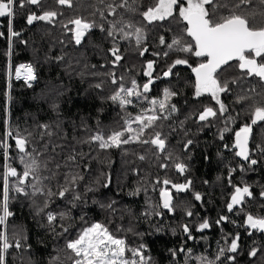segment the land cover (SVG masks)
<instances>
[{
  "label": "trees",
  "instance_id": "trees-1",
  "mask_svg": "<svg viewBox=\"0 0 264 264\" xmlns=\"http://www.w3.org/2000/svg\"><path fill=\"white\" fill-rule=\"evenodd\" d=\"M129 2L132 3V0ZM181 2L184 3L185 0ZM151 3L152 0H139L138 5H133L138 8L135 13L120 10L124 13L125 20L144 28L147 40L143 47H147L148 51L143 56L134 40L118 38L117 44L122 59L115 67L112 64L114 57L109 51L113 41L106 31L94 28L80 45H76L71 33L63 27L69 19L81 16L104 23L107 30L109 25L101 21L98 14L92 15L97 7H104L99 0H73L72 8L60 6L55 0H42L43 8L31 5H26L23 9L17 7L13 30L20 35L11 39L8 33V18H0V31L5 33L0 37V142L7 141L11 145L7 160L4 157V149L0 148V199L3 196L5 166L10 164L18 171L23 170L15 141L7 136L9 130L13 131L14 135L17 131L25 136L31 133L28 139L36 149L34 155L41 162L42 175L58 173L56 179L45 181L53 191L56 190L57 181L62 182L63 175L69 171L73 174L79 173L83 177L78 181L76 188V192L81 195L80 200L70 202L71 194L66 195L64 199L53 197L43 211L39 209L44 197L10 192L9 208L13 215L8 218L6 227L0 226V232L6 231L9 242L13 245L19 240L21 247L13 246L8 250L5 254L6 264H73L74 257L67 249L66 243L93 223L106 225L111 232L125 238L131 246L145 245L146 255L152 258V264H200L197 257L215 260L219 248L226 247V232L231 228L229 224L211 232L207 229L206 232L197 233L199 223L203 222L204 216L210 212L205 203L207 196L224 201L228 194L225 192L226 187L215 183L218 175L224 171L221 164H224V160L218 158L221 145L217 143L215 155V144L205 138L196 123L193 111L189 114V108L185 107L186 110L180 115L184 117L182 127L179 123L166 129L165 119L157 122L159 127L156 130L164 136L165 132L170 135V138H167V151L172 152L173 157H181L188 165V171L184 174L176 172L171 166L172 161L166 160L164 155H154L156 150L151 145L129 143L121 145L120 148L105 150L100 149L97 143L90 142V137L97 132L107 136L113 131L121 130L126 119L152 107L151 99H162L165 89L176 92L175 96L179 95L177 101L180 102L181 94L184 95V102L192 110L203 100V97L196 98L187 88L190 70L182 72L176 66L170 80L163 76V72L177 58L187 59L192 62L193 67L198 59L191 53L170 51L166 45L159 43L161 36L168 44L174 37H182L186 43L192 41L183 31L186 25L178 15L153 24L144 21L139 12ZM45 10H56L62 15L52 24L44 21L27 24V13L34 11L41 14ZM242 11L249 17L251 25L264 26V5H261L259 0H252V4ZM113 19L108 16L109 21ZM165 52L168 53L167 56L163 55ZM60 57L63 58L59 59ZM148 61L155 63L152 73L154 82L150 85V91L144 94L147 99L133 98V104L122 109L118 103L109 99L118 84L111 83L108 74L115 72L118 78L123 76L122 83L125 87H130L132 80L142 86L149 79L144 75ZM21 64H31L37 78L31 83V87L11 79L9 89V66L14 71ZM250 83L257 86L260 84L253 78H250ZM97 84H101V87L97 88ZM254 89L258 92V87ZM41 125H47L52 135L44 133L42 136L44 130ZM152 131L149 129L146 136H150ZM196 136L205 151L211 149L210 153L202 149L197 151ZM188 139H191L193 144L188 151H184V142ZM29 150L31 151V147ZM70 155L76 157L78 167L68 161ZM140 155H144L145 159L140 160ZM44 163H47V169L43 168ZM161 163H169L170 166L165 169L160 167ZM57 164L60 165L59 169L56 168ZM192 171L195 179L202 183L205 195L199 193L198 187L194 186ZM223 176L226 178L224 173ZM165 178L174 183L191 180L187 191L177 193L172 190L174 215L155 207L160 203L159 189L162 187L155 181ZM28 190L31 191L30 188ZM196 193L201 195V201L195 199ZM33 200L36 201L35 204ZM210 203L214 204L211 201ZM150 205L152 214L145 216L144 213L150 210ZM186 210H191L193 215L188 217ZM155 211H162V215H155ZM48 212L57 214L55 231L47 221ZM60 213H66L67 218L61 220ZM232 215L235 221L242 218L241 210ZM207 217L209 218V214ZM60 224L67 226L68 231L64 232ZM184 224L189 226L195 239H189L184 234ZM129 228L132 231H128ZM228 236L232 237L233 234ZM181 247L190 249L191 255L188 251L179 252ZM173 250H177L175 256ZM216 264L229 263L221 258Z\"/></svg>",
  "mask_w": 264,
  "mask_h": 264
},
{
  "label": "snow or ice",
  "instance_id": "snow-or-ice-1",
  "mask_svg": "<svg viewBox=\"0 0 264 264\" xmlns=\"http://www.w3.org/2000/svg\"><path fill=\"white\" fill-rule=\"evenodd\" d=\"M60 6H66L68 8L73 7V0H55ZM261 5H264V0H259ZM99 3L104 5L103 8L97 7L92 13L93 16L99 15V19L109 25L105 30L104 23H98L95 19H86L81 16H76L69 19L63 24V27L71 33L72 39L76 45H80L84 38L94 29L99 28L100 31H106L107 36L112 38L113 46L109 49L112 57L113 67L118 65V62L122 59L119 54L120 49L117 44L118 38L125 40H134L136 46L140 50V54L144 55L148 51L147 47H143L147 40V35L143 27H138L129 20H125L124 13L120 12L121 9L124 12L135 13L138 11L137 7L139 0H99ZM252 4V0H185L184 3L181 0H152L150 5H145L144 10L139 12L144 21L149 24L161 22L166 19H170L173 16L179 17V19L185 23L186 27L183 31L188 37L191 38L192 43H186L182 37H174L170 44H168L163 36L159 38L161 45L171 51L175 50L183 53H191L197 58H200V62L197 66L192 67L188 63L187 59L177 58L172 64L163 72L164 77L173 75V69L178 65H187L191 68L195 76L194 84V96L200 98L201 96L208 95L215 102L218 107L205 106L202 110L195 114V119L198 123H202V126H207V122L216 119L217 116H225L228 113V107L225 105L221 97L231 91L230 84H237L239 79L243 77H230L227 75L229 70L233 67L238 68L244 77H257L261 82H264V26H254L249 22V17L245 15L242 9L247 8ZM26 5L35 6L37 8H43L42 0H0V18H8V33L9 38H15L20 35L19 32L13 30V21L16 16V8H25ZM59 15L62 13L56 10H45L41 14H37L32 11L27 13L26 22L28 25H32L37 21H44L52 24L56 21ZM108 16L114 19L109 21ZM5 35L0 31V37ZM11 53L9 52V55ZM153 55H160L159 53H153ZM163 55L167 56L165 52ZM60 57L59 59H62ZM235 61L236 64L232 62ZM154 61H148L146 64V70L144 75L147 76L148 82L142 86L137 81L132 80L130 87H125L122 83L123 76L119 78L115 72H110L108 75L111 77V83L118 84L117 89L109 97L114 103H118L122 109L127 108L133 104V98L139 100L145 93L150 91V85L154 82L152 73L154 71ZM20 80L23 79L28 87H31V81L36 80L35 69L31 64H21L13 72L11 66H9L8 79L9 89H11V79ZM119 81V83H118ZM97 88L101 87V84L96 85ZM249 92L255 91L254 88L248 89ZM177 95L176 92L169 89H165L162 99H151V108L144 109L135 116H131L130 119L125 120V125L121 130L113 131L107 136L102 132H97L90 137V142L97 143L100 149L120 148L121 145L129 143H139L143 145H151L156 151L154 155H164L165 159L172 161L171 166L175 171L184 174L188 171V165L183 162L181 157H173V153L167 151L168 140L164 134L156 130L159 125L158 121L162 119H168L173 113L178 111L176 105L171 104L172 97ZM9 101L11 95H8ZM250 99L248 95L238 96L237 101L242 102ZM250 123H245L238 131L235 132V142L233 147L236 149L235 155L242 160L247 161L250 165H256L257 159L251 158V149L249 143L252 137L253 126L258 123L264 122V104L253 105L249 112ZM235 118L229 114L224 119L225 127L220 133V139H224V133L230 131L228 127L229 121ZM181 127L183 121L180 122ZM136 127H133V125ZM44 133L52 135L48 131L47 125L40 126ZM149 129H152L150 136H146ZM31 133H28L30 136ZM8 137H12L15 141V147L20 154L19 160L23 165V170L18 171L15 167L7 164L6 171L3 173V196L0 199V226H5L7 220L13 213L10 211V192L14 191L24 196H41L44 197L43 204L40 207V211L47 208L49 202L53 197H59L64 199L66 195L71 194V201H78L81 199V195L76 192L78 181L83 179L79 174H73L71 171L65 173L62 177V182L57 181L55 185V191L45 181H52L56 179L57 172H52L51 175H42V165L40 160L34 153L36 149L31 146V142L28 136L22 135L19 131L13 134V131L7 132ZM193 144L191 139L184 142V151H188V148ZM11 147L7 141L0 142V148L4 149V157L7 160L9 158V148ZM31 147V151L29 150ZM225 147H228L225 145ZM258 150L264 153V146H258ZM140 160H144L145 156L140 155ZM68 161L71 164H77L76 157L70 155ZM66 166H68L66 164ZM169 163H161L160 167L167 169ZM78 167V164H77ZM43 168L47 169V163L43 164ZM56 168L59 169L60 165L57 164ZM243 170V169H241ZM235 171V169H231ZM229 182L231 178L229 177ZM156 184H161L159 189L160 203L155 207L161 210H167L171 214H175V206L173 204V195L170 189H174L177 193L185 192L191 185V180H187L184 183H174L170 179H157ZM31 189L29 191L28 189ZM234 191L230 197V202L227 204V209L232 212L234 207L242 206L245 202V198L252 197V191L248 185L235 186ZM139 189H137V192ZM264 197V192L261 193ZM195 199L201 201L202 197L199 193L195 194ZM35 204L36 201L33 200ZM104 207V205H102ZM111 207V205H107ZM152 206L150 210L144 213L145 216L152 214ZM157 216L162 215V211H155ZM47 221L52 230L55 231V224L57 222V214L54 212H48ZM186 215L191 217L193 215L191 210H186ZM59 218L61 220L67 218L66 213H60ZM226 216H221L216 223L219 225L222 221H227ZM247 226L250 229H254L260 232H264V217H254L247 215ZM64 232L68 231V227L64 224L59 225ZM183 232L189 239H195L191 234V229L187 224L183 226ZM211 225L205 219L198 225L197 230L203 231L209 229ZM128 231H132L131 228ZM239 235L237 234L229 242L226 241L227 247H221L218 250L215 260H209L206 257H197L200 264H216L221 258H225L228 261L234 262L235 255H227L229 253L235 254L239 249ZM0 264H6V253L13 246L20 248L21 244L19 240L15 242V245L9 242L7 232H0ZM66 247L73 254V264H152V258L146 255V246L141 244L138 247L131 246L127 243L125 238H121L111 232L109 228L101 223H93L88 227L83 228L78 236L74 239H70L66 243ZM177 250H173L175 256ZM179 252L188 251L191 255V250H186L181 247ZM256 249L250 252V256H257ZM58 259V257H57Z\"/></svg>",
  "mask_w": 264,
  "mask_h": 264
},
{
  "label": "flooded vegetation",
  "instance_id": "flooded-vegetation-1",
  "mask_svg": "<svg viewBox=\"0 0 264 264\" xmlns=\"http://www.w3.org/2000/svg\"><path fill=\"white\" fill-rule=\"evenodd\" d=\"M197 59L198 60L194 62L196 66L200 62V58ZM188 63L192 65V62H188ZM232 63L236 64V62H232ZM177 67H179L180 68L179 70H182V72L184 70H190L191 74L189 75V80H188L189 85L187 88L189 91H192V94L194 95L195 76L191 68L188 67L187 65H178ZM227 75H229L230 77H243L242 79H240V81H238L237 84H230L229 87L231 91L229 93L224 94L221 97L225 105L228 107V113H225L224 117L218 115L216 119L207 122V126H202V123H198L196 121V123L202 129L205 138L214 142L215 155L217 153V148H216L217 143L221 145L218 158L221 161L224 160V164L221 163L222 166L224 167V171L222 172V174L220 173L218 175L219 180L216 179L217 181L215 183L223 188L226 187L225 192L228 194V198L225 199L224 201L216 199L213 196H210L211 198L210 200L212 203L217 205V202L220 201L222 202L223 206L218 212L213 211L212 213H210L209 218L205 217L204 220L206 219L211 225V227L208 229L209 232H211L214 229L216 230L217 228L220 227H225V225L229 224L231 228H229L228 232H226L227 242L229 243L233 237H235L237 234L239 235L240 239H239L238 252L235 254H231V253L227 254V255H235L236 257L235 261L231 262L225 258H222L223 261L226 260V263L229 264H264V232L250 229L247 226V222H246L247 215L249 214L254 217H264V197L261 196V193L264 192V153L258 150V146H264V122L258 123L257 125L253 126L252 137L249 143V148L251 149L250 156L251 158L257 159L258 161L256 165H250L247 161H244L240 157L236 156L235 155L236 149L233 147L235 142V135H234L235 132L238 131L245 123H250L249 112L251 107L256 104H264V82H261L257 77H251L255 81H259L260 83L259 86L254 84L251 85L250 78L244 77V74L238 68L235 67L231 68L229 70V73H227ZM165 78L170 80L172 78V75ZM183 81L185 83L184 79ZM256 87H258V92L248 91V89L256 88ZM243 95H248L250 99L251 98H257V99L256 101L247 99L242 102H238L237 97ZM181 97H180L181 102L177 101L179 95L177 97L176 96L172 97L170 100L171 104L176 105L178 111L176 113H173L168 119L165 120L166 129L171 128V126H174V124L178 125L180 121H182V118L184 122V117H180V115L184 110L188 108L189 110L193 111L195 118V114L198 111L202 110V108L205 106L218 107L217 105H215V102L211 99V97H209L208 95H204L201 96L203 97V100L200 101V105L198 103L196 108L192 110L187 105V103L184 102V95L181 94ZM180 104L181 106L179 107L178 105ZM229 114H231V116L234 117L235 119L229 121L228 127L230 128V131L224 133V139L221 140L220 133L225 127L224 119ZM165 134L167 138H170L168 132H165ZM196 138L198 140L197 151H200V149H202V151H205L204 147L200 146L201 141L198 138V136H196ZM195 144L196 143L194 142V145ZM225 145H227L228 147H225ZM205 152L210 153L211 149ZM231 169H235V171H231ZM223 173L225 174L226 178H224ZM229 177L231 178V182H229ZM233 185L241 186V187H243L244 185H248L252 191V197L245 198V202L243 203L242 206H236L234 207L232 212H229L227 209V204L230 202V197L234 191ZM200 186L202 187V185ZM203 192L204 189L199 190V193L205 195ZM239 210H241L242 212V216H241L242 218L235 221V219H233L232 214H234L235 212L238 213ZM221 216H226L228 219L227 221H222L218 225L216 221ZM206 231L207 229L203 230L202 232H206ZM198 234H201V231ZM228 234H233V236L230 237L228 236ZM253 249L258 250L256 257L250 256V252Z\"/></svg>",
  "mask_w": 264,
  "mask_h": 264
},
{
  "label": "rangeland",
  "instance_id": "rangeland-1",
  "mask_svg": "<svg viewBox=\"0 0 264 264\" xmlns=\"http://www.w3.org/2000/svg\"><path fill=\"white\" fill-rule=\"evenodd\" d=\"M19 66H20V65H19ZM19 66H18V67H19ZM14 71H15V70H14ZM14 71H13V72H14ZM12 79H13V80H16L14 76H13ZM34 81H35V80H34ZM34 81H32L31 83H33ZM18 82L25 83V82H23V81H18ZM185 82H186V81H185ZM185 87H187V83H186V86H185ZM188 112L191 113L192 111L189 110ZM171 150H172V148H171ZM190 167H191V166H190ZM192 176H193L192 178L194 179V181H193V182H194V186H197V187H198L197 190H198V189H199V190H202V187L200 186V185H202V183H199L198 180L195 179V174H194L193 171H192ZM170 190L172 191L173 189H170ZM210 199H211V198H210L209 196H207L206 201H205V203H206L208 209L210 210V212H209L208 214L212 213L213 211H217V212H218V211L221 209L222 205H223L222 202L218 201V202H217V205H216V204H211V203H210V201H211ZM208 214H207V215H208ZM207 215H205L204 217H207Z\"/></svg>",
  "mask_w": 264,
  "mask_h": 264
},
{
  "label": "built area",
  "instance_id": "built-area-1",
  "mask_svg": "<svg viewBox=\"0 0 264 264\" xmlns=\"http://www.w3.org/2000/svg\"><path fill=\"white\" fill-rule=\"evenodd\" d=\"M16 81H23V82H25L23 79H20V80H17V79H16ZM31 82H32V81H31Z\"/></svg>",
  "mask_w": 264,
  "mask_h": 264
},
{
  "label": "water",
  "instance_id": "water-1",
  "mask_svg": "<svg viewBox=\"0 0 264 264\" xmlns=\"http://www.w3.org/2000/svg\"><path fill=\"white\" fill-rule=\"evenodd\" d=\"M233 62H235V61H233Z\"/></svg>",
  "mask_w": 264,
  "mask_h": 264
}]
</instances>
